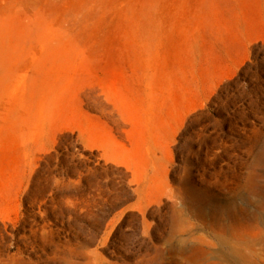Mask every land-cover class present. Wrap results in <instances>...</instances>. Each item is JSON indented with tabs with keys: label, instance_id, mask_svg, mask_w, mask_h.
Instances as JSON below:
<instances>
[{
	"label": "rangeland",
	"instance_id": "rangeland-1",
	"mask_svg": "<svg viewBox=\"0 0 264 264\" xmlns=\"http://www.w3.org/2000/svg\"><path fill=\"white\" fill-rule=\"evenodd\" d=\"M239 262L264 264V0H0V264Z\"/></svg>",
	"mask_w": 264,
	"mask_h": 264
},
{
	"label": "bare ground",
	"instance_id": "bare-ground-1",
	"mask_svg": "<svg viewBox=\"0 0 264 264\" xmlns=\"http://www.w3.org/2000/svg\"><path fill=\"white\" fill-rule=\"evenodd\" d=\"M243 240H244V239H243ZM248 241H249V240H248ZM248 241H247V244H246V245H249V244H248ZM240 242H242V241H240ZM240 242H239V244H240ZM254 243H255V242H254ZM241 245H242V244H241ZM238 246H239V245H238ZM240 247H241V246H240ZM249 247H250V246H249ZM235 248H236V247H235ZM241 248H243V247H241ZM241 248H240V249H241ZM240 249H238V250H240ZM247 250H248V249H247ZM249 250H250V249H249ZM252 250H253V249H252ZM242 251H243V250H242ZM245 251H246V250H245ZM253 251H254V250H253ZM236 252H237V251H236ZM233 253H234V252H233ZM240 253H242V252H240ZM246 253H247V252H246ZM253 253H254V252H253ZM244 254H245V253H244ZM236 255H237V253H235V256H236ZM245 255H246V254H245ZM248 255H250V254H248ZM252 255H253V254H252ZM252 255H251V256H252ZM238 256H240V255H238ZM241 256H242V255H241ZM240 258H241V257H240ZM240 258H239V260H240ZM242 258H243V257H242ZM247 258H248V257H247ZM243 259H244V258H243ZM248 259H250V257H249ZM243 261H244V260H243ZM239 264H243V263H240V262H239Z\"/></svg>",
	"mask_w": 264,
	"mask_h": 264
}]
</instances>
